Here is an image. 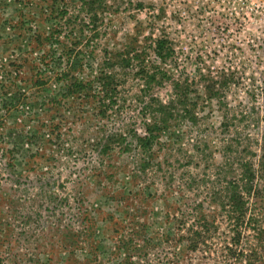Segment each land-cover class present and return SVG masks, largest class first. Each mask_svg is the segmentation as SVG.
I'll use <instances>...</instances> for the list:
<instances>
[{"label": "rangeland", "instance_id": "obj_1", "mask_svg": "<svg viewBox=\"0 0 264 264\" xmlns=\"http://www.w3.org/2000/svg\"><path fill=\"white\" fill-rule=\"evenodd\" d=\"M84 1L0 0V264H121L116 234L130 228L120 212L137 193L153 195L140 205L148 218L157 215L152 231L164 232L167 205L172 215L188 213L194 201L212 211L205 185L223 180L227 144L233 150L226 153L252 151L255 163L264 155V0H92L102 3L94 22ZM39 34L46 40L35 49ZM161 38L174 49L163 64L153 52ZM130 46L146 66L169 73L156 97L169 100L172 82L187 81L197 103L194 126L174 123L176 134H165L155 150L161 168L155 163L145 175L134 144L115 141L103 150L115 132L143 133L136 62L116 71L117 113L107 118L95 116L98 84L81 102L55 75L78 56L83 69L71 75L94 80L102 59L125 57ZM43 77L47 84L36 86ZM249 215L264 228L261 202ZM218 223L179 264H240L226 248L231 233L219 214ZM252 250L253 264H264V233L247 230L234 247ZM173 251L156 250L147 264H172Z\"/></svg>", "mask_w": 264, "mask_h": 264}, {"label": "trees", "instance_id": "obj_2", "mask_svg": "<svg viewBox=\"0 0 264 264\" xmlns=\"http://www.w3.org/2000/svg\"><path fill=\"white\" fill-rule=\"evenodd\" d=\"M84 5L87 12L91 14L90 19L93 22L96 21L97 13L95 9L100 8L102 3L98 2L93 5L92 0H85ZM45 40L46 38L43 34L37 35L33 41L35 49L42 47ZM128 49L129 51L125 57H121L122 55H117L118 57H116L115 55L112 58L102 59L100 71L94 80L87 81L71 75V70L77 68L79 72L80 68L83 69V59H79L78 56L77 63H71L63 73H56L55 75L57 76V81L63 84L64 89H67L69 94L76 93L77 100H81V102H84L85 98L88 101L90 100L91 92L95 89V84H98V87L100 86L101 88L98 93L102 98L100 100L99 97L94 99V102L98 99V106L94 109L97 112L95 116L107 118L108 112L117 113L115 109H117V91L120 83L118 82L116 71H119L120 68H129L132 63L136 62L135 75L141 80L143 87L140 94L136 96L135 102L138 101L141 106L139 113L144 120L143 133L137 134L136 131L132 130L129 131V134L132 135L128 136L126 133L121 135L115 132L113 133L114 139H107V145L103 146V150L107 151L110 144L115 141L126 143L127 147L134 144L141 154L139 172L145 175L147 170L152 168L155 163L158 164V168H161L162 162L157 161L158 157L155 150L156 147L161 148L162 142H166L163 140L165 134H176L174 123L186 120L190 127L194 126L197 120V103L191 99V85L187 81L172 82L173 94L169 100L165 101L156 97L153 94L154 89L164 86L166 82H171L169 73L162 66H153L151 69L145 65V58L142 55L133 56L130 54L135 51L134 47L130 46ZM153 52L157 62L163 64L172 56L174 49L165 38H161L154 42ZM106 55L107 52L105 53ZM34 84L43 87L47 84V81L43 77V79L40 78ZM127 136L131 140L130 143L127 142ZM232 150L233 145L227 144L224 147V157L222 155L220 164L222 169L218 176L225 181L221 180L217 184L205 185L208 205L212 206V211L206 212L204 204H201L200 201H194L195 203L190 204L191 207L188 213L181 211L180 215L177 213L172 215L171 212L173 211L167 205L165 212L167 219L162 222L170 224L169 227L164 232L160 229L152 231V225L149 220L156 222L157 215H150V218H148V210L143 209L140 204L147 201V199L153 200V195L147 191H142V193H137L135 199H131V203L126 205L120 212L121 215L124 214L123 220H127L126 223H128L130 229L126 235H124L125 230L116 234L120 239L115 250L116 253L123 257L121 264H147L152 252L154 253L156 250L163 252L171 248L174 250L172 255L175 260L172 264L184 262L185 259L183 258H185L186 253H197L202 246L207 244L208 238L219 231L218 214L227 221V226L231 233L230 245L226 248L231 254L233 262L240 264H253L256 262L258 258L256 252L252 250L247 253L243 251L237 253L234 251V247L240 245L241 236L247 230H253L259 235L264 233V228L258 225L257 220L253 218L254 216L249 215L250 207H252L253 203L261 202V205L264 206V155L255 163L251 160L250 156L253 154L249 149L243 151L248 154V157L242 155V151H236L237 153L234 154L226 153L228 151L232 152ZM137 177L140 176L136 175L133 177L135 181ZM188 182L189 185H192L195 181H193L192 177H189ZM137 203L139 204L137 205ZM187 215L191 217L189 218L190 223H188ZM89 219L88 217L87 221ZM172 224L174 225L171 226ZM114 226V232H118V226ZM89 235H95L93 222L89 226ZM176 247H179V251H177ZM180 248L183 249L181 250ZM180 254L184 257L179 256Z\"/></svg>", "mask_w": 264, "mask_h": 264}]
</instances>
